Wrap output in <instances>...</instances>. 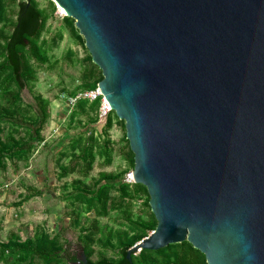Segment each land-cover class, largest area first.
<instances>
[{
  "label": "water",
  "instance_id": "water-1",
  "mask_svg": "<svg viewBox=\"0 0 264 264\" xmlns=\"http://www.w3.org/2000/svg\"><path fill=\"white\" fill-rule=\"evenodd\" d=\"M54 1L102 71L158 222L129 261L188 242L207 264H264V0Z\"/></svg>",
  "mask_w": 264,
  "mask_h": 264
},
{
  "label": "rangeland",
  "instance_id": "rangeland-1",
  "mask_svg": "<svg viewBox=\"0 0 264 264\" xmlns=\"http://www.w3.org/2000/svg\"><path fill=\"white\" fill-rule=\"evenodd\" d=\"M36 1L48 17L41 44H45L50 62L39 69V80L33 92L28 89L23 92L21 105L24 108L35 105L36 95H42L51 102V118L42 131L43 142L33 141L32 137L21 129V136L26 142H34L30 160L18 163L17 166L9 160L7 170L1 173L0 169V264H29V261L23 262L19 259L21 253L19 245L27 240H36L37 236L43 233L51 236L61 233L65 250L78 261H82L83 246L79 240L81 228H92L96 226V221L99 222L97 227L102 232L98 236L103 237V243L95 246L97 253L93 259L97 260L100 254L110 259H118L119 237L123 232L130 230V221L120 211H112L107 218H97L94 211L87 212L86 205L76 201L75 197L84 189H96L95 181L101 178V174L116 176L120 179L117 181L114 179L112 183L121 184L125 183L127 174L134 172L135 156L131 155L126 140V123H117L110 133L115 143L113 147L117 150L112 154L111 165L104 166L105 159L98 158L89 177H81L80 169L76 173L62 177L63 167L69 166L72 162L71 152L68 150L72 139L91 130H95L97 135L101 136L105 125L99 121L86 127L81 125L85 118L72 119V112L61 99V95L67 93L70 96L83 84V76L87 65L90 64L88 62L90 53L85 40L77 39L71 27L65 22L67 13L54 0ZM30 2L31 0H17V5H8L9 20L0 24V65L4 61L1 55L5 44L4 38L13 31L18 19L20 10L18 4ZM74 26L77 30L75 24ZM97 73L101 75L102 71L97 70ZM11 90L14 92L16 89L13 87ZM0 102L4 106L7 105L1 97ZM0 126L8 127L3 137L8 136L14 128L8 118L0 122ZM16 137L20 138V135ZM118 195L113 191V196ZM134 203V221L140 215L144 221H150L152 211L149 194L141 192ZM78 217L80 226L76 227ZM33 264L42 263L36 259Z\"/></svg>",
  "mask_w": 264,
  "mask_h": 264
},
{
  "label": "trees",
  "instance_id": "trees-1",
  "mask_svg": "<svg viewBox=\"0 0 264 264\" xmlns=\"http://www.w3.org/2000/svg\"><path fill=\"white\" fill-rule=\"evenodd\" d=\"M9 4L17 5V0H0V24L9 20L7 15ZM18 7L20 10L14 29L4 38L5 44L1 54L4 61L0 65V97L7 102L6 106L0 102V122L8 118L10 124L14 126L6 137L2 135L8 131V127L0 126V169L5 171L7 170V161L10 160L17 166L18 163L29 161L32 156L34 142L27 143L26 139L21 136V129L30 135L33 141L43 142L42 131L51 118V102L42 95H36L35 105L28 108L21 105L23 92L26 89L33 92L35 84L39 80V69L50 62L45 44H41L48 17L36 0H31L30 3H20ZM65 22L71 27L76 38L83 41L79 31L75 29V21L67 17ZM88 62L90 64L87 65L83 76V84L70 96H76L81 91L95 90L104 79L102 74L97 73V70L100 69L93 63L91 55ZM13 87L16 89L14 92L11 90ZM100 107L101 101L90 103L80 100L72 111V119L85 118V121H81V125L86 127L96 124L100 121ZM117 123H123V121L119 120L113 113L108 118L101 136L97 135L95 130H91L88 133H80L73 138L68 148L71 152L72 162L69 166L63 167L64 174L62 177L76 173L79 169L81 177H89L98 158L105 159L104 166L111 165L113 163L112 154L117 150L113 147L115 143L112 141L110 133ZM16 135H20V138H17ZM127 142L130 147L128 140ZM130 153L134 155L131 148ZM133 167L135 168V157ZM100 176L101 178L95 181L96 189L82 190L76 195L75 200L84 203L87 212L94 211L97 218H107L112 211L122 212L130 221V230L123 232L119 237L120 253L118 259H110L100 254L99 258L94 260L93 258L97 253L95 246L103 243V237L98 236L102 233L101 229L97 227L99 222L96 221V226L92 228H81L79 240L88 259V264H207L205 255L188 242L172 245L157 252L144 250L139 256L133 254L130 262L128 259L129 250L148 238L158 227L153 212L151 213V220L148 222L144 221L141 215L134 221V202L140 197L141 192L148 193V191L144 186L138 184L112 183L114 179L116 181L120 179H117L116 176H109L108 174H101ZM113 191L119 195L113 196ZM150 210L152 211L151 206ZM79 226L78 217L76 227ZM61 238V233L56 236L43 233L38 235L36 240H27L24 244L19 245L21 249L19 259L23 262L29 261V264H33L36 259H39L42 264L78 262L75 256L65 250Z\"/></svg>",
  "mask_w": 264,
  "mask_h": 264
},
{
  "label": "built area",
  "instance_id": "built-area-1",
  "mask_svg": "<svg viewBox=\"0 0 264 264\" xmlns=\"http://www.w3.org/2000/svg\"><path fill=\"white\" fill-rule=\"evenodd\" d=\"M61 99L66 103L67 108L70 110V112L74 110V108L76 107V105L78 104L80 100L89 101L90 103L101 101L99 118H100V123L103 126L107 123V120L110 117V115L114 113L111 105L105 99L99 87L95 90L81 91L76 96H69L66 93H64L61 95ZM133 174H134L133 171L127 174L125 178L126 184H129V185L136 184Z\"/></svg>",
  "mask_w": 264,
  "mask_h": 264
},
{
  "label": "crops",
  "instance_id": "crops-1",
  "mask_svg": "<svg viewBox=\"0 0 264 264\" xmlns=\"http://www.w3.org/2000/svg\"><path fill=\"white\" fill-rule=\"evenodd\" d=\"M2 170V169H1ZM5 171V170H4ZM1 173H3V170L1 171Z\"/></svg>",
  "mask_w": 264,
  "mask_h": 264
}]
</instances>
